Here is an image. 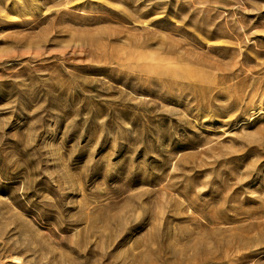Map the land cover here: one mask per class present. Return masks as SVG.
I'll return each mask as SVG.
<instances>
[{"label": "rangeland", "instance_id": "obj_1", "mask_svg": "<svg viewBox=\"0 0 264 264\" xmlns=\"http://www.w3.org/2000/svg\"><path fill=\"white\" fill-rule=\"evenodd\" d=\"M0 264H264V0H0Z\"/></svg>", "mask_w": 264, "mask_h": 264}, {"label": "bare ground", "instance_id": "obj_2", "mask_svg": "<svg viewBox=\"0 0 264 264\" xmlns=\"http://www.w3.org/2000/svg\"><path fill=\"white\" fill-rule=\"evenodd\" d=\"M131 44L134 45V48L136 50L144 49L147 47V44L144 42H132V43H130V45ZM140 59L144 60L142 57H140ZM160 62L161 61H159L157 59H153V60H150L146 63H142L141 66L144 67L145 69H152L154 67H157L158 65H161Z\"/></svg>", "mask_w": 264, "mask_h": 264}]
</instances>
